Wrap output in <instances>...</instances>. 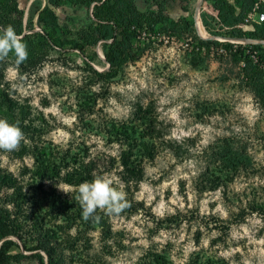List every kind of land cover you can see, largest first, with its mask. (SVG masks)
Wrapping results in <instances>:
<instances>
[{"label": "rangeland", "instance_id": "1", "mask_svg": "<svg viewBox=\"0 0 264 264\" xmlns=\"http://www.w3.org/2000/svg\"><path fill=\"white\" fill-rule=\"evenodd\" d=\"M25 1L30 6L34 0ZM164 1L179 30L169 21L167 30L139 27L121 15L118 44L132 49L112 77L106 76V41L84 49L68 42L94 20L92 5L81 0H61L54 8L56 36L65 41H52L40 64L0 61V88L26 110L17 117L0 113L25 134L17 150H0V208H11L9 198L19 189L26 197L23 216L41 219L52 192L78 197V186L60 179L41 183L33 174L27 150L37 142L85 145L127 194L130 211L106 215L98 209L108 228H64L61 264H150L157 253L171 264H264V111L250 88L264 78V39L250 36L256 25L264 31V0H215L222 22L206 8L210 0ZM131 2L141 11L157 10L154 0ZM243 3L247 12L236 23ZM34 24L33 31L49 30L37 18ZM137 117L150 121L157 152L125 185L121 147L108 141L102 125ZM56 222L66 225L63 218ZM19 251L25 250L12 246Z\"/></svg>", "mask_w": 264, "mask_h": 264}, {"label": "trees", "instance_id": "2", "mask_svg": "<svg viewBox=\"0 0 264 264\" xmlns=\"http://www.w3.org/2000/svg\"><path fill=\"white\" fill-rule=\"evenodd\" d=\"M81 1L86 5H92L94 20L78 32L77 38H71L68 42L73 48L84 49L102 40L106 41L110 49L106 53V59L110 64L106 75L108 77L117 73L121 60L132 49L130 46V50L126 51L118 44V25L121 15L125 14L130 22L136 23L139 27L146 25L153 30L157 24H162V29L167 30L165 23L169 21L173 31L179 30L180 24L169 19L164 0H154L157 10L147 11H141L133 2L126 4L127 0ZM210 2L220 10L215 0H210ZM60 3L61 0H47V2L34 0L30 6H27L25 0H0V27L13 25L23 43L27 45L28 52L27 59L21 63H17L15 53H9L8 58L21 67L36 66L48 56L53 46L52 41L57 45H64L65 40L56 36L58 16L54 8ZM246 12L247 8L243 3L240 12L232 17L238 23ZM35 18L40 25L48 26L49 30L33 31ZM259 27L256 25L255 31L250 36L264 39V31H259ZM250 88L264 111V78L260 75L250 84ZM0 113L17 117L19 114L24 115L26 110L12 98L9 92L0 88ZM148 125L150 127V121L138 117L123 121L109 118L102 125L103 135L108 141L117 143L121 147L119 163L124 168V176L121 174V177L125 185H129L137 177L139 172L137 168L140 164L145 159L154 157L157 152V144L150 134ZM27 153L34 158L33 174L41 183L46 180L60 179L71 185L79 186L82 182L91 180L94 175L104 173L99 168L98 159L89 156V148L85 145L78 146L76 149L72 144L65 148H55L53 144L37 142L31 146L30 150H27ZM7 184L12 185L11 182ZM21 194L22 192L16 189L9 198L11 208L7 205L0 208V264L22 262L61 264L59 243L64 228L79 223L86 227L95 223L103 229L108 228L107 220L103 218L102 212L97 210L94 216L86 221L82 217V208L76 198H62L55 192L43 201L41 209L44 210V216L41 219H38V214L32 215L31 218L29 215L24 217L26 197H22ZM126 209L130 211L129 207ZM96 216L99 217L98 220ZM58 218H63L66 225H59L56 222ZM14 245L22 247L26 252H11ZM150 264L171 263L166 256L157 253L150 260Z\"/></svg>", "mask_w": 264, "mask_h": 264}, {"label": "clouds", "instance_id": "3", "mask_svg": "<svg viewBox=\"0 0 264 264\" xmlns=\"http://www.w3.org/2000/svg\"><path fill=\"white\" fill-rule=\"evenodd\" d=\"M9 53H15L17 63L23 62L28 55L27 45L23 43L11 24L0 27V61L4 60ZM24 139L25 134L19 122L0 118V150L15 151ZM77 191L79 195L76 199L81 205L82 217L86 221L93 217L98 209L106 215H119L129 207L123 184L108 173L94 175L91 180L82 182ZM95 218L99 219L98 216Z\"/></svg>", "mask_w": 264, "mask_h": 264}, {"label": "built area", "instance_id": "4", "mask_svg": "<svg viewBox=\"0 0 264 264\" xmlns=\"http://www.w3.org/2000/svg\"><path fill=\"white\" fill-rule=\"evenodd\" d=\"M208 7V11L210 13V15L218 21L219 19V8L216 7L214 4H212L210 1L206 2V8ZM260 19L263 20L264 19V12L260 14Z\"/></svg>", "mask_w": 264, "mask_h": 264}, {"label": "bare ground", "instance_id": "5", "mask_svg": "<svg viewBox=\"0 0 264 264\" xmlns=\"http://www.w3.org/2000/svg\"><path fill=\"white\" fill-rule=\"evenodd\" d=\"M198 24H199L198 27H199V31H200V33L204 34L205 31H204L203 26H202L201 23H200V20H198Z\"/></svg>", "mask_w": 264, "mask_h": 264}, {"label": "water", "instance_id": "6", "mask_svg": "<svg viewBox=\"0 0 264 264\" xmlns=\"http://www.w3.org/2000/svg\"><path fill=\"white\" fill-rule=\"evenodd\" d=\"M47 259V258H46ZM48 264V263H47Z\"/></svg>", "mask_w": 264, "mask_h": 264}]
</instances>
